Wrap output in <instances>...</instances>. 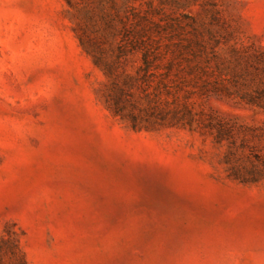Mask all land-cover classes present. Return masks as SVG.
I'll list each match as a JSON object with an SVG mask.
<instances>
[{
  "label": "rangeland",
  "instance_id": "rangeland-1",
  "mask_svg": "<svg viewBox=\"0 0 264 264\" xmlns=\"http://www.w3.org/2000/svg\"><path fill=\"white\" fill-rule=\"evenodd\" d=\"M0 264H264V0H0Z\"/></svg>",
  "mask_w": 264,
  "mask_h": 264
},
{
  "label": "trees",
  "instance_id": "trees-1",
  "mask_svg": "<svg viewBox=\"0 0 264 264\" xmlns=\"http://www.w3.org/2000/svg\"><path fill=\"white\" fill-rule=\"evenodd\" d=\"M145 64L147 65V66H149V63H148V60H147V57L145 58Z\"/></svg>",
  "mask_w": 264,
  "mask_h": 264
}]
</instances>
